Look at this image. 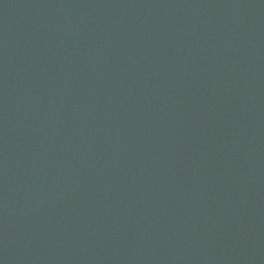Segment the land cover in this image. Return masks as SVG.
I'll list each match as a JSON object with an SVG mask.
<instances>
[{
  "label": "water",
  "instance_id": "1",
  "mask_svg": "<svg viewBox=\"0 0 264 264\" xmlns=\"http://www.w3.org/2000/svg\"><path fill=\"white\" fill-rule=\"evenodd\" d=\"M0 264H264V0H0Z\"/></svg>",
  "mask_w": 264,
  "mask_h": 264
}]
</instances>
